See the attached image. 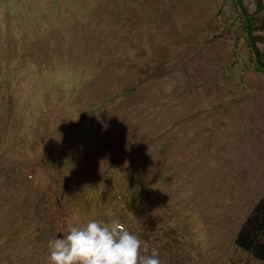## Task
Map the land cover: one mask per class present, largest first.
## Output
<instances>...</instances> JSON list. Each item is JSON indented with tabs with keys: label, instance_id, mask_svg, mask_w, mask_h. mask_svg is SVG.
I'll return each instance as SVG.
<instances>
[{
	"label": "rangeland",
	"instance_id": "374dc122",
	"mask_svg": "<svg viewBox=\"0 0 264 264\" xmlns=\"http://www.w3.org/2000/svg\"><path fill=\"white\" fill-rule=\"evenodd\" d=\"M238 4L0 0V264H48L71 224L112 218L162 264H261L235 244L264 197Z\"/></svg>",
	"mask_w": 264,
	"mask_h": 264
},
{
	"label": "clouds",
	"instance_id": "9594fccd",
	"mask_svg": "<svg viewBox=\"0 0 264 264\" xmlns=\"http://www.w3.org/2000/svg\"><path fill=\"white\" fill-rule=\"evenodd\" d=\"M48 264H162L159 251L118 218L90 219L69 226L67 235L48 241Z\"/></svg>",
	"mask_w": 264,
	"mask_h": 264
},
{
	"label": "trees",
	"instance_id": "16d2710c",
	"mask_svg": "<svg viewBox=\"0 0 264 264\" xmlns=\"http://www.w3.org/2000/svg\"><path fill=\"white\" fill-rule=\"evenodd\" d=\"M237 1L244 11L247 35L249 36L251 49L256 56L258 68L264 72V54L259 48L260 45L264 46V0H251L254 7L253 11L251 9L249 11L246 7L245 0ZM125 212L130 219H133L134 213L131 214L127 210ZM134 226H136V230L139 233H142L140 224L132 225L131 228ZM149 231L150 228L144 232L146 237L148 236L146 233ZM151 233L153 234L154 232L151 231ZM154 234L156 235L157 233ZM235 244L238 249L247 253L250 258L264 264V197L256 204L251 215L244 222L237 234Z\"/></svg>",
	"mask_w": 264,
	"mask_h": 264
}]
</instances>
